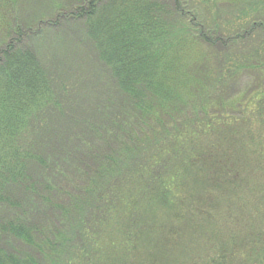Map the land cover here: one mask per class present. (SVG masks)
<instances>
[{"label":"trees","instance_id":"obj_1","mask_svg":"<svg viewBox=\"0 0 264 264\" xmlns=\"http://www.w3.org/2000/svg\"><path fill=\"white\" fill-rule=\"evenodd\" d=\"M59 1L114 94L67 123L0 0V264L264 261V0Z\"/></svg>","mask_w":264,"mask_h":264},{"label":"rangeland","instance_id":"obj_2","mask_svg":"<svg viewBox=\"0 0 264 264\" xmlns=\"http://www.w3.org/2000/svg\"><path fill=\"white\" fill-rule=\"evenodd\" d=\"M11 3L15 4L13 24H17L19 19L24 26H31L27 46H31L51 70L57 87L71 102L70 115L65 111L67 123H71L73 117H87L95 106L94 102L102 99V93L114 94L103 67L96 59L93 45L85 36L82 23L60 18L62 13L58 15L56 5L61 3L59 0H11ZM5 34L9 35V32L6 33L5 28L0 29V38L6 37ZM262 233L264 235V231ZM249 255L251 259L243 261V264H264L261 259L254 262L257 258L253 253Z\"/></svg>","mask_w":264,"mask_h":264}]
</instances>
